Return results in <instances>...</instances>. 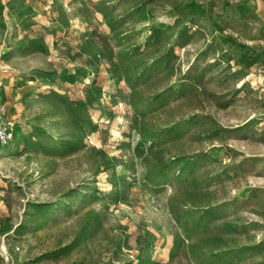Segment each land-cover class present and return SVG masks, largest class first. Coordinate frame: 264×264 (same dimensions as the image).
Masks as SVG:
<instances>
[{"label":"rangeland","instance_id":"1","mask_svg":"<svg viewBox=\"0 0 264 264\" xmlns=\"http://www.w3.org/2000/svg\"><path fill=\"white\" fill-rule=\"evenodd\" d=\"M0 264H264V0H0Z\"/></svg>","mask_w":264,"mask_h":264},{"label":"built area","instance_id":"2","mask_svg":"<svg viewBox=\"0 0 264 264\" xmlns=\"http://www.w3.org/2000/svg\"><path fill=\"white\" fill-rule=\"evenodd\" d=\"M14 136L13 123L5 116V109L0 102V145L8 143Z\"/></svg>","mask_w":264,"mask_h":264}]
</instances>
